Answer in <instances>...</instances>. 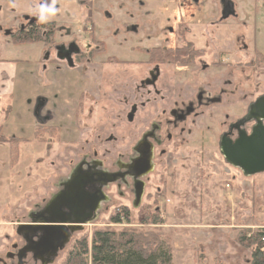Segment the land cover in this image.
<instances>
[{
    "label": "flooded vegetation",
    "instance_id": "1",
    "mask_svg": "<svg viewBox=\"0 0 264 264\" xmlns=\"http://www.w3.org/2000/svg\"><path fill=\"white\" fill-rule=\"evenodd\" d=\"M2 1L10 6V16L7 27L0 20V99L14 96L12 87L17 82V94L22 95L24 91L26 97L35 96L31 110L23 113L25 118H20L17 128V131L25 128L29 132L25 141L31 139L47 150L56 140L68 145L58 155L61 159L58 165L54 161L45 162L47 172L34 174L29 180V189L41 191L43 199L34 203L26 214L9 222L10 233L0 237V264H54L66 246L72 245L76 232L70 233L64 247L55 251L59 235L70 232V228H80V231L93 225L100 212L109 210V205L105 206L108 195L127 198L132 208L148 211L157 208V197L185 195L195 185L207 191L201 183L214 176L231 182L241 175L260 174H244L240 156L244 151L241 146L250 142V135L256 130L249 151L255 152L256 162L264 155L263 107L251 115L249 112L264 91L256 97H252L255 91L244 94L252 100L237 115L238 108H232L240 100L241 86L246 85V79L241 77L242 66L226 67L218 61L210 66L195 64L203 54L201 48L195 47V41L199 43V38L207 35L188 31V23L183 18L172 21L174 27L169 33L173 44L131 47L130 54L138 55V59L122 60L120 67H105L92 62L105 52V39L111 35L106 29L100 30L102 38L96 34L94 15L87 13L82 19L83 36L89 43L81 48L74 34L76 14L72 13L67 23L50 17L46 23H40L38 9L51 0H0V13ZM224 10L230 9L226 6ZM228 17L236 16L224 14L222 19ZM135 35L138 37L139 33ZM28 38L36 40L20 43ZM9 43L17 48L28 46L33 51L36 48V59H10L1 51L11 47ZM217 52L223 53L226 63L236 53H226L223 48ZM263 61L264 56L262 61L252 62L264 64ZM225 68L230 69L226 72ZM64 69L74 75L80 71L83 78L91 80L90 84L84 81L79 84L78 79L73 83L68 81L66 89L56 92L63 93L64 126L73 135L71 142L62 141L61 127L50 110L49 98L54 94L44 91L48 87H36L25 76L37 71L50 87L51 75L56 72L60 76ZM20 70L24 73L17 80ZM26 85L32 86L30 93ZM79 85L83 89L78 90ZM9 108L13 112L15 103L8 105ZM9 113V119L14 118L15 122L17 116ZM6 118L0 119V131L8 124L4 123ZM50 130H55V136H48ZM37 131L41 134L35 137ZM49 232L56 235L50 245H42L45 233Z\"/></svg>",
    "mask_w": 264,
    "mask_h": 264
},
{
    "label": "rangeland",
    "instance_id": "2",
    "mask_svg": "<svg viewBox=\"0 0 264 264\" xmlns=\"http://www.w3.org/2000/svg\"><path fill=\"white\" fill-rule=\"evenodd\" d=\"M221 1L225 2L222 10L220 5L219 8H214L211 0H199V7L195 5L194 0H55L57 11L49 17L56 20L59 18L67 23L71 14H76L73 17L75 19L74 34L80 40L82 48L83 44L89 43L83 36L85 33L82 29L85 22L82 19L87 13L94 15V25L98 28L96 34H100L99 37L102 38L103 31L100 30L106 29L111 36L105 39V52L95 58L92 63L96 66L120 67L122 60L138 59V55L130 54L131 47L144 48L150 43L155 46L173 44L169 33V29L174 27L171 16L174 10L177 11L176 13L181 12L182 4L188 2L190 4L188 13L182 15L183 20L188 23L187 30L207 35L206 38H199V43L195 41V47L203 50L202 56L195 60V64L210 66L213 61H218L226 67L235 65L243 68L241 77L246 79V85L241 86L238 104L234 108L231 107L238 108V113L236 112L238 115L244 112L246 105L252 100L251 96H243L244 94L255 91L252 97H256L258 93L264 91V64L252 62L255 51L264 56V0H230L234 2L238 14L235 18L228 17L225 20L222 19L224 7L231 5V2ZM9 8L8 3L2 1L0 20L4 27L8 26L6 21L10 16ZM160 28L163 29L162 33ZM136 32L139 33L138 37L135 35ZM157 35L160 37H156ZM176 40L178 41V37L175 42ZM10 46L6 50L1 49L2 53L8 55L10 59H36V48L33 51L28 46L20 48L11 44ZM238 47H243L245 51L239 52L238 56L234 53V59L228 63L223 59V53L217 52L222 48L236 51ZM28 50L31 54H28ZM211 53H213L212 56H210ZM225 69L228 72L230 68ZM6 70L12 73V70L7 68ZM22 73H24L23 70H20L17 80L22 77ZM25 76L30 78L36 87L41 89L48 87L44 91L54 94L49 98L50 110L55 113L57 117L55 122L61 127L62 141L71 142L73 135L68 133L69 128L64 126L66 119L63 111V93L56 94V92L57 89H66L68 81L73 83L78 79L79 84H83V81L90 84L91 80L83 78L80 71L74 75L67 73L64 69V74L60 76L56 72L51 75L53 85L49 87L37 71L26 73ZM95 81L98 80L95 78ZM258 83L261 85L259 86ZM247 85L250 86L247 87ZM26 88L27 92L32 91V86L26 85ZM86 88L89 89V86L87 85ZM77 89H83V87L79 85ZM17 90L16 82L12 87L14 96L6 95L2 96L4 100L0 99V119L7 116L4 123H8L5 130L0 131V137L3 139L0 142V237L10 233L12 226L9 222L26 214L34 203L41 202L43 194L40 195L41 191L29 189V180L34 174L47 172L45 162L54 161L58 165L61 160L58 155L62 153L63 147L68 145L56 140L49 146L50 150H47L37 142L34 144L31 139L25 141L29 132L25 128L17 131V128H19L20 118H25L23 113L31 110L35 96L26 97L24 91L22 95H19ZM14 103L16 110L12 112V109L7 107L8 105L11 107ZM74 103L73 100L72 105ZM8 112L17 116L15 122L14 118L9 119ZM14 136L20 138L17 139ZM10 138L17 139L18 142H13L18 146L15 160L11 158L13 144L8 140ZM227 184L230 185L224 186ZM201 186L207 191L195 185L191 188L193 191H184L185 195L176 193L177 196L171 197V194L167 193L169 196L157 197L155 202L157 208L148 211H144L142 207L132 208L131 200L127 198L125 200L118 198L116 194L108 195L109 200L105 206L109 205V210L100 212L93 225L82 227L80 231H77L72 238L74 239L72 245L83 237L89 240L95 228H116V225L111 224L110 218L115 213H120L123 206L130 213L132 221L131 224H126L123 220L122 226L144 229L154 228V226L140 224L142 218L159 210V219L162 220L161 228L166 237L171 240L172 251L173 242L176 247L173 257L175 264H247L253 249L243 246L240 235L242 230H247L246 236L259 231L264 232V173L250 177L241 175L239 179L231 182L214 176L211 180L203 181ZM192 192L199 194L194 195ZM72 245L70 243L66 246V251L54 264H61L66 259Z\"/></svg>",
    "mask_w": 264,
    "mask_h": 264
},
{
    "label": "trees",
    "instance_id": "3",
    "mask_svg": "<svg viewBox=\"0 0 264 264\" xmlns=\"http://www.w3.org/2000/svg\"><path fill=\"white\" fill-rule=\"evenodd\" d=\"M35 40L28 38L20 43H33ZM253 60L262 61L261 54H255ZM40 134L39 131L34 133L35 137ZM48 136H55V130H50ZM13 139L8 140L13 144L11 158L15 160L18 146L14 143L18 142ZM2 141L0 137V142ZM158 211H153L155 213L145 216L140 222L154 228L122 226L123 220L126 224H131L132 221L130 213L122 206V215L118 212L110 218L111 224L116 225V228L93 229L89 240L83 237L74 242L61 264H172L171 240L161 228L162 220L159 219ZM246 232L247 230H242L240 242L253 249L247 264H264V232H255L250 236H246Z\"/></svg>",
    "mask_w": 264,
    "mask_h": 264
},
{
    "label": "water",
    "instance_id": "4",
    "mask_svg": "<svg viewBox=\"0 0 264 264\" xmlns=\"http://www.w3.org/2000/svg\"><path fill=\"white\" fill-rule=\"evenodd\" d=\"M228 9H230V10L229 11L223 10V13L225 15H228V14L232 13V6L231 5H228ZM261 106L263 107V114H264V95L258 97L254 101V103L250 106V109H249L250 110L249 111L250 115H251L252 112L256 111L258 108H261ZM262 118H264V116H262ZM256 121L259 124V120L256 119ZM257 132H258L257 130L253 131V134L250 135V139H249L250 142L247 145H242L241 146V150H244L242 152V155L240 156L241 159L243 160V161H241V167L243 169L244 174H246V175H253V174L264 172V155H263V157H262V159L260 161L256 162V161H254L255 152L254 151H249V145L251 144V142L255 141ZM251 147H253L252 144H251ZM228 159H229V161L232 164L235 165V162H234L233 159H231V158H228ZM56 214H58V213H56ZM79 229L80 228H70V232L63 231L58 237L59 246H58V248L55 249V251L57 249L61 250L64 247V245L68 242V237H69L70 233L77 232V231H79ZM55 235L56 234L52 233V232L45 233L44 240L41 242V244L42 245H50V243H51L50 240Z\"/></svg>",
    "mask_w": 264,
    "mask_h": 264
},
{
    "label": "crops",
    "instance_id": "5",
    "mask_svg": "<svg viewBox=\"0 0 264 264\" xmlns=\"http://www.w3.org/2000/svg\"><path fill=\"white\" fill-rule=\"evenodd\" d=\"M212 1V6H214V8L216 7H218L219 8V5H220V8H221V10H222V8H223V6H224V4H225V2H223L222 3V1L221 0H211ZM228 1H230V0H228ZM231 2V6H232V11L234 12V14L235 15H237L238 13H237V11H236V9H235V4H234V2H232V1H230ZM254 2H257V1H254ZM194 3H195V5L197 6V7H199V0H194ZM162 6H164L163 4H162ZM182 6H183V10L181 11V12H179V13H176L177 11H175L174 10V12H173V15L171 16V19L174 21L175 19H179V18H181L182 19V15L183 14H187L188 13V8H189V6H190V4L188 3V2H184L183 4H182ZM165 8H168L167 6H165ZM254 17L256 18V16L254 15ZM173 30V29H172ZM264 42V41H263ZM245 51V49L243 48V47H238V49H236V53H239V52H244ZM225 52L226 53H230V52H233L232 50H230V49H227V50H225ZM255 52H257V51H255ZM229 57H231V55H229V56H226L225 58H226V60L227 59H229ZM173 251H172V262L174 263V252H175V250H176V247H175V244H174V242H173ZM175 264V263H174Z\"/></svg>",
    "mask_w": 264,
    "mask_h": 264
},
{
    "label": "clouds",
    "instance_id": "6",
    "mask_svg": "<svg viewBox=\"0 0 264 264\" xmlns=\"http://www.w3.org/2000/svg\"><path fill=\"white\" fill-rule=\"evenodd\" d=\"M57 11L55 7V0H52V3L42 4L38 9V20L40 23H46L47 18L51 15H54Z\"/></svg>",
    "mask_w": 264,
    "mask_h": 264
}]
</instances>
